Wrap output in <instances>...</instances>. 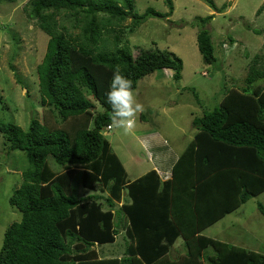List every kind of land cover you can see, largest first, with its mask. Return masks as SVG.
<instances>
[{
  "label": "trees",
  "instance_id": "1",
  "mask_svg": "<svg viewBox=\"0 0 264 264\" xmlns=\"http://www.w3.org/2000/svg\"><path fill=\"white\" fill-rule=\"evenodd\" d=\"M202 1L215 12L230 5L219 8L213 0ZM163 2L168 12L148 8L143 14L136 11L135 0L27 4L28 17L50 37L37 68L42 106L48 112L43 122L33 116L28 130L0 122L6 153L24 152L29 161L9 200L22 220L7 230L0 264H264L263 253L203 234L225 219L230 223L264 192V44L255 54L245 52L252 59L244 84L234 80L213 111L193 119L194 135L170 173L161 176L154 165L129 180L106 137L113 130L105 94L116 65L135 90L142 78L157 71H173L177 81L182 77L183 63L174 53L131 46L122 38L151 18L172 17L173 0ZM57 15L71 19L80 33L66 35L68 28L58 23ZM214 18L197 17L192 23L198 25L197 44L207 65L217 63L207 28ZM229 41L236 44L232 36ZM135 48L141 50L137 56ZM49 157L63 172L49 166ZM74 182L79 189L101 194L81 196ZM258 210L264 216L263 204ZM119 235L126 242L123 256L102 257L95 246L114 244Z\"/></svg>",
  "mask_w": 264,
  "mask_h": 264
},
{
  "label": "rangeland",
  "instance_id": "2",
  "mask_svg": "<svg viewBox=\"0 0 264 264\" xmlns=\"http://www.w3.org/2000/svg\"><path fill=\"white\" fill-rule=\"evenodd\" d=\"M213 1L219 8L230 5L223 12H215L202 0H173L176 10L168 20L151 18L133 34L122 36L128 38L131 46H152V49L168 51L183 63L179 81L173 78L174 72L170 70L157 71L139 81L137 99L144 105V112L139 118L143 116L144 119L141 122L139 119L137 128L141 127L147 133H141L136 128L128 135L122 130H113L106 136L124 163L131 181L146 174L154 167V162L158 163L156 167L159 171H166L167 174L171 171V164L157 155L156 145L151 146L153 150L146 151L143 148L145 143L141 144L138 136L142 138L149 135L148 132L157 130L167 143L164 150L172 151L170 154L174 157L171 160L176 161L175 156L183 152L194 135L193 119L213 111L234 80L238 86L244 84L252 59L247 60L245 52L251 50V54H255L263 47L264 10L260 15L258 11L264 6V0ZM29 2L0 3V122L15 123L24 130L29 129L33 116L43 122L48 112L42 106L37 68L46 54L50 37L26 14ZM148 8L168 12L163 0H135V9L139 14L145 13ZM209 15L215 17L207 26L214 39L215 65H207L203 61L197 44L199 28L197 23L192 25L197 17ZM62 18L63 15L56 17L58 23L67 26L66 35L77 36L80 30L73 27L74 22ZM61 31L65 33L62 28ZM229 36L236 39L235 45L230 43ZM110 45V49L115 47L113 43ZM133 52L137 56L141 50L135 48ZM204 72L208 75L205 76ZM6 152L9 151L0 132V249L10 226L22 220L21 212L9 200L23 182L22 173L29 168L24 152ZM150 158L153 161H149ZM48 163L57 173L63 172L52 157L48 158ZM74 183L81 196L101 194L99 190L79 189V185ZM259 203L264 205V192L239 209L230 223L225 224V219L203 234L220 240L228 239L226 241L231 244L237 241L243 247L264 254V216L258 210ZM181 247L178 245L177 249ZM125 248L123 235L118 236L115 244L95 246L102 257H121Z\"/></svg>",
  "mask_w": 264,
  "mask_h": 264
},
{
  "label": "clouds",
  "instance_id": "3",
  "mask_svg": "<svg viewBox=\"0 0 264 264\" xmlns=\"http://www.w3.org/2000/svg\"><path fill=\"white\" fill-rule=\"evenodd\" d=\"M105 96L112 110L108 127L112 130H122L125 135L133 133L138 126L139 117L144 112V105L137 99L133 81L122 74L119 65L113 69V77Z\"/></svg>",
  "mask_w": 264,
  "mask_h": 264
},
{
  "label": "crops",
  "instance_id": "4",
  "mask_svg": "<svg viewBox=\"0 0 264 264\" xmlns=\"http://www.w3.org/2000/svg\"><path fill=\"white\" fill-rule=\"evenodd\" d=\"M138 130H139V132H141V133H144V132H146L147 133V131H145V130H143L141 127H139V128H137ZM137 130V131H138ZM137 131H135V132H137ZM148 134L149 135H145V136H143L142 138L141 137H139L138 136V139H140V142H141V144H143V142L145 143V144H143V148L147 151V150H149L150 151V149L151 150H153L152 148L153 147H151V146H154V145H156V147H155V151L157 152V155L160 157V156H162V158H164V160L165 161H167V163L168 164H171L170 165V168H172V166H173V164L175 163V161H174V159H173V161L171 160L173 157H174V155L173 154H170L172 151H170V150H164V148L166 149V146H167V143H166V141H164V138L161 136V135H159V134H154L153 133V131H150V132H148ZM178 156H179V154H178ZM178 156L176 157L175 156V160H177L178 159ZM158 164V163H157ZM157 164H155V162H154V165H155V167H156V165ZM157 168V167H156ZM158 169V168H157ZM159 171V170H158ZM164 173H166V171L165 172H161V171H159V174L162 176V175H164ZM117 242V241H116ZM115 244V243H114ZM110 245H112V244H110ZM105 247V246H104ZM104 255L105 256H107V254H106V251L104 252ZM108 255H109V253H108ZM115 256H113V257H105V258H114Z\"/></svg>",
  "mask_w": 264,
  "mask_h": 264
}]
</instances>
